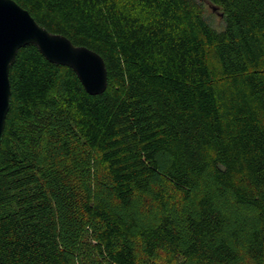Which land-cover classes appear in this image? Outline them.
Wrapping results in <instances>:
<instances>
[{
    "label": "trees",
    "instance_id": "16d2710c",
    "mask_svg": "<svg viewBox=\"0 0 264 264\" xmlns=\"http://www.w3.org/2000/svg\"><path fill=\"white\" fill-rule=\"evenodd\" d=\"M13 1L107 87L17 52L0 264H264V0Z\"/></svg>",
    "mask_w": 264,
    "mask_h": 264
},
{
    "label": "water",
    "instance_id": "95a60500",
    "mask_svg": "<svg viewBox=\"0 0 264 264\" xmlns=\"http://www.w3.org/2000/svg\"><path fill=\"white\" fill-rule=\"evenodd\" d=\"M27 45L35 46L47 62L69 68L88 95H100L107 87L105 64L97 53L48 32L13 0H0V144L10 107L9 69Z\"/></svg>",
    "mask_w": 264,
    "mask_h": 264
},
{
    "label": "rangeland",
    "instance_id": "374dc122",
    "mask_svg": "<svg viewBox=\"0 0 264 264\" xmlns=\"http://www.w3.org/2000/svg\"><path fill=\"white\" fill-rule=\"evenodd\" d=\"M206 9H207V11H208V13H214L213 14V18L215 19V20H218L219 18V16H218V12L217 11H215V9L213 8V9H211L209 6H206ZM214 80H215V82H218V77H217V74H214Z\"/></svg>",
    "mask_w": 264,
    "mask_h": 264
}]
</instances>
